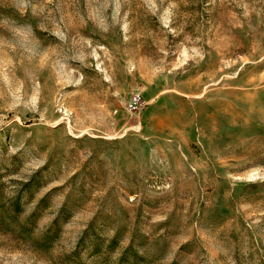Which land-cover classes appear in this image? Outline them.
<instances>
[{
    "label": "rangeland",
    "instance_id": "obj_1",
    "mask_svg": "<svg viewBox=\"0 0 264 264\" xmlns=\"http://www.w3.org/2000/svg\"><path fill=\"white\" fill-rule=\"evenodd\" d=\"M0 264H264V0H0Z\"/></svg>",
    "mask_w": 264,
    "mask_h": 264
}]
</instances>
